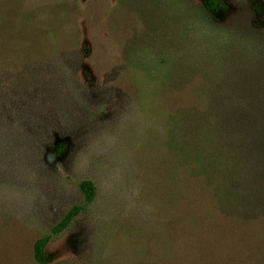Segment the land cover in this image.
<instances>
[{"label": "rangeland", "instance_id": "1", "mask_svg": "<svg viewBox=\"0 0 264 264\" xmlns=\"http://www.w3.org/2000/svg\"><path fill=\"white\" fill-rule=\"evenodd\" d=\"M226 1L0 0V264H264V0Z\"/></svg>", "mask_w": 264, "mask_h": 264}, {"label": "trees", "instance_id": "2", "mask_svg": "<svg viewBox=\"0 0 264 264\" xmlns=\"http://www.w3.org/2000/svg\"><path fill=\"white\" fill-rule=\"evenodd\" d=\"M206 8L208 11L215 15H226L230 11V7L226 0H205ZM248 109L244 113L242 111L240 122H247L238 127L236 134L241 140H248L250 142V148H252V162H256L259 156H264V123L261 125H253L255 122L253 120H258L262 118V113L256 108V103L248 102ZM262 169V168H261ZM261 174H264V169ZM80 188L82 194L84 195L85 202H92L97 195V187L92 181L86 180L81 182ZM82 211V207L78 206L72 209L69 214L66 216L65 220L54 229V233L60 232L63 230L73 218L78 216ZM227 211V210H225ZM211 231V230H210ZM222 235L225 236V233L222 232ZM218 237L219 235H215ZM216 240V238L214 237ZM221 245V244H220ZM202 249L205 248L207 255H211V261L213 260L216 263V260L221 258L222 250L221 246L211 247L207 246L206 243L201 244ZM223 254V253H222ZM231 257V256H230ZM233 259V260H232ZM236 261L235 257L229 258V262ZM49 262V258L44 259V263Z\"/></svg>", "mask_w": 264, "mask_h": 264}]
</instances>
